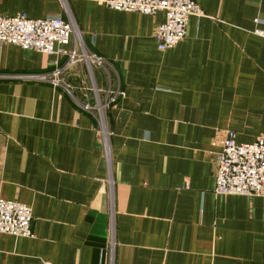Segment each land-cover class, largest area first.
<instances>
[{"label":"crops","instance_id":"1","mask_svg":"<svg viewBox=\"0 0 264 264\" xmlns=\"http://www.w3.org/2000/svg\"><path fill=\"white\" fill-rule=\"evenodd\" d=\"M187 38L161 52L165 14L67 0L107 107L109 156L81 63L61 86L56 58L0 45V199L33 212V237L0 234V264H264V194L215 193V156L227 132L264 136V0H195ZM64 16L60 0H0V17ZM262 33L263 35H260ZM66 59H60L59 66Z\"/></svg>","mask_w":264,"mask_h":264},{"label":"built area","instance_id":"2","mask_svg":"<svg viewBox=\"0 0 264 264\" xmlns=\"http://www.w3.org/2000/svg\"><path fill=\"white\" fill-rule=\"evenodd\" d=\"M64 16H47L31 19L20 14L0 17V45H13L23 50H31L56 58V69L50 75H25L21 79L51 82L61 86L63 70L83 64L92 80L95 103L83 106L94 115L101 134L105 139V154L109 156V125L107 107L116 104L124 96L119 86H109L100 90L93 80V69H109L108 63L90 52L82 34L69 10L67 0H60ZM100 5L111 10L155 16L165 14V22L157 27L155 39L159 51L171 50L187 38L191 17H203V12L195 0H97ZM263 35L262 33H259ZM65 65L60 67V59ZM215 156V193L219 196L259 197L264 194V136L251 144L237 142L234 132H227ZM33 212L31 208L18 202L0 199V234L14 237H33ZM108 255L114 260L115 226L113 219L109 227Z\"/></svg>","mask_w":264,"mask_h":264}]
</instances>
